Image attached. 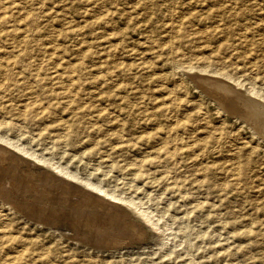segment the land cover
Wrapping results in <instances>:
<instances>
[{
  "label": "rangeland",
  "instance_id": "1",
  "mask_svg": "<svg viewBox=\"0 0 264 264\" xmlns=\"http://www.w3.org/2000/svg\"><path fill=\"white\" fill-rule=\"evenodd\" d=\"M19 59L42 66L36 77L4 66ZM198 69L255 77L264 92V0H0V133L40 153L65 127L51 122L67 119V145L48 136L66 152L56 160L166 231L144 224L122 251L94 249L0 197V253L18 258L8 264H264V141L197 89L189 74L212 75ZM19 71L23 83L8 79ZM27 98L73 108L39 119Z\"/></svg>",
  "mask_w": 264,
  "mask_h": 264
},
{
  "label": "bare ground",
  "instance_id": "2",
  "mask_svg": "<svg viewBox=\"0 0 264 264\" xmlns=\"http://www.w3.org/2000/svg\"><path fill=\"white\" fill-rule=\"evenodd\" d=\"M61 58L62 57L59 59ZM59 59L57 62L58 65L60 64ZM56 65L55 63L53 66ZM4 66L10 69H19L21 66H24L27 69V75H32V78L34 76L36 77V75H34L35 71L37 73V70L42 68L38 62L30 59H25L23 63L21 59L15 60ZM198 70L204 73L212 72V75L189 74L196 83L197 89L211 96V99L215 101L222 110L228 112L234 119L236 118V120L240 121L242 126L252 132L258 139L264 141V92L255 86V77L244 82L245 80H236L224 72L206 71L205 69ZM32 71L34 72L32 73ZM24 73L25 71H19L16 74V80L14 77L16 75H9L8 79L18 83L22 80L23 83L25 78ZM229 80L233 81L235 84L227 82ZM252 96L261 99V101ZM27 99L30 106L41 111L39 113V119H43L44 115L47 117L50 113L46 112L44 108L51 111L60 107L61 103V109L63 110V107L73 108L69 98H56L61 99V101L48 102L47 105L40 102L38 98ZM96 99L101 100V98ZM66 120L67 119H60L55 123L51 122L55 126H60L64 123L65 127H62L64 136V130L67 128L65 124L67 122ZM112 122L115 121L112 119ZM52 124H46L45 129L48 130V126H53ZM12 127L13 128H10L9 131H11L13 135L15 134L14 137L18 136L19 133H21L20 127ZM62 133L48 135L55 137L56 140L52 137L49 139V137L46 136L48 141L39 144L41 146L40 151H42L40 153H38L37 150H33L27 142L22 144L18 142L19 140H14L12 136L0 133V197L3 198L5 204L8 203L7 205H9L11 209H15V211L19 212L26 219L28 218L30 221L38 223L41 226L50 227L61 236L77 239L76 241L81 243L87 241L89 244H87V246H91L94 249L107 250V248H112L117 251H122V248L129 246V242L127 241L133 240V238L136 241L139 236L145 234L144 224L150 225L152 229L156 231V236L153 234L154 237L161 238L165 230L163 227H160L161 225L159 226L158 221L156 222V220H153V212L138 210L139 212L135 213L133 210H129L127 207L119 204V201L122 203L124 201L128 204H134L132 198L127 197L125 199L121 196H115L104 189L98 180L92 182L86 178L79 177L73 171L69 170L67 162L56 160H62L66 156V152L62 150L64 147H56L55 153L51 151L56 145L52 143L54 140L57 143L60 139H65V144L67 145V137H63ZM180 142L181 138L175 136L173 139L174 153L173 155L170 153L168 156V163L175 166L180 162L177 157L181 152ZM49 145L52 147H49ZM24 155L32 158V160L26 158ZM137 176H141V174ZM169 178L176 179L175 176H169ZM70 179H74L75 181ZM107 196L119 200L118 203L113 199L112 201L106 198ZM145 199L146 198L143 200L145 201ZM134 206L140 209L137 205ZM29 207L31 208L29 209ZM36 208L37 212L34 211ZM127 212H131V215H128ZM2 214L7 215L4 213ZM45 216L48 218H45ZM164 224L166 225V223H162V226H164ZM81 235H83V237ZM1 256L4 263L0 262V264H8L13 262V259H18L15 255H10L11 257H9L7 253H2ZM7 256L9 258H7Z\"/></svg>",
  "mask_w": 264,
  "mask_h": 264
}]
</instances>
